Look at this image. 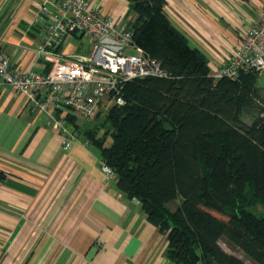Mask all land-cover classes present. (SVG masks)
Here are the masks:
<instances>
[{
  "label": "trees",
  "instance_id": "trees-1",
  "mask_svg": "<svg viewBox=\"0 0 264 264\" xmlns=\"http://www.w3.org/2000/svg\"><path fill=\"white\" fill-rule=\"evenodd\" d=\"M125 1L132 42L167 75L124 82L122 105L112 104L101 118L99 112L83 131L74 118L69 127L98 148L116 187L137 199L165 235L171 261L246 264L222 248V239L252 264H264V214L250 209L264 208L259 73L215 79L205 54L172 24L166 0ZM5 175L0 170V182Z\"/></svg>",
  "mask_w": 264,
  "mask_h": 264
},
{
  "label": "crops",
  "instance_id": "crops-1",
  "mask_svg": "<svg viewBox=\"0 0 264 264\" xmlns=\"http://www.w3.org/2000/svg\"><path fill=\"white\" fill-rule=\"evenodd\" d=\"M44 1L0 0V48L14 69L51 66L34 59L44 31L34 18ZM87 1L105 16L129 19L125 0ZM262 2L166 0L165 11L212 69L256 22ZM73 39L79 41L67 39L63 54L89 51ZM47 118L0 81V170L6 174L0 182V264H176L166 254L165 235L138 200L101 170L98 148L82 138L84 127L63 150Z\"/></svg>",
  "mask_w": 264,
  "mask_h": 264
},
{
  "label": "built area",
  "instance_id": "built-area-1",
  "mask_svg": "<svg viewBox=\"0 0 264 264\" xmlns=\"http://www.w3.org/2000/svg\"><path fill=\"white\" fill-rule=\"evenodd\" d=\"M34 22L44 28L34 59L43 58L51 63L50 68L14 69L0 48V81L22 92L30 109L48 113L46 123L58 133L63 150L80 136V131L69 127V119L90 126L109 101L125 102L124 82L167 75L158 60L132 42L128 20L105 16L87 0H45ZM74 37L90 43L87 53H62L65 41ZM241 71L264 73V0L256 22L244 30L235 49L211 74L215 79L235 78ZM100 167L114 177L104 161Z\"/></svg>",
  "mask_w": 264,
  "mask_h": 264
},
{
  "label": "rangeland",
  "instance_id": "rangeland-1",
  "mask_svg": "<svg viewBox=\"0 0 264 264\" xmlns=\"http://www.w3.org/2000/svg\"><path fill=\"white\" fill-rule=\"evenodd\" d=\"M81 40H82V42H79V41H81ZM81 40L78 41L77 39H76V40L73 39L72 41H73L75 44L80 45V47L83 48L82 52H85V50H88V49L90 48V45L87 43V40H86V39L83 38V39H81ZM72 41H71V42H72ZM73 42H72V43H73ZM128 52H133V50H132V51H131V50H128ZM257 85H258L259 88H260V93H261V95L264 97V73H260V74H258ZM111 105H112V102L109 101V102L107 103V105L105 106V108H103V110L101 111L100 118H101L102 115L104 114L105 110L108 109ZM241 117H242V119H243L244 121H246V122H248V123L252 120V116L249 115V114H243ZM85 127H87V126H84V128H85ZM102 132H103V131L101 130L100 133H102ZM110 141H111V136L108 135V136L106 137V139H105V145H109ZM179 200H180V199L177 198V199H175V200L169 202V204H168L169 207H170V208H174V207L179 203ZM250 209H251L252 211H255V212L259 213V214H264V208H263V206L260 205V204L253 205L252 207H250ZM219 243H220V245L222 246L223 249H225L226 251H228V252H230V253H232V254L238 256L239 258L243 259V260L245 261L246 264H252L251 261H249L248 259L245 258V256L243 255L242 251H240V250H238V249H231V248H229V247L224 243V241H223L222 239L219 241Z\"/></svg>",
  "mask_w": 264,
  "mask_h": 264
}]
</instances>
